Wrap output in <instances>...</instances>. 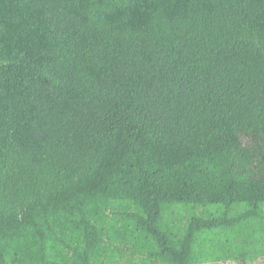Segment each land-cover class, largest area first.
Segmentation results:
<instances>
[{
  "label": "trees",
  "instance_id": "trees-1",
  "mask_svg": "<svg viewBox=\"0 0 264 264\" xmlns=\"http://www.w3.org/2000/svg\"><path fill=\"white\" fill-rule=\"evenodd\" d=\"M264 0H0V264L264 257Z\"/></svg>",
  "mask_w": 264,
  "mask_h": 264
},
{
  "label": "rangeland",
  "instance_id": "rangeland-1",
  "mask_svg": "<svg viewBox=\"0 0 264 264\" xmlns=\"http://www.w3.org/2000/svg\"><path fill=\"white\" fill-rule=\"evenodd\" d=\"M262 238H264V233L261 234ZM202 264H218V263H202ZM228 264H264V257H257L255 254L250 255L247 259L232 261Z\"/></svg>",
  "mask_w": 264,
  "mask_h": 264
}]
</instances>
